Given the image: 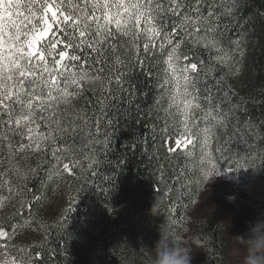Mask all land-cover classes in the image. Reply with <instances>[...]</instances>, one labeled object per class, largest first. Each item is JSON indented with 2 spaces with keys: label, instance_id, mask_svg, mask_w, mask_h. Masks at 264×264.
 <instances>
[{
  "label": "snow or ice",
  "instance_id": "1",
  "mask_svg": "<svg viewBox=\"0 0 264 264\" xmlns=\"http://www.w3.org/2000/svg\"><path fill=\"white\" fill-rule=\"evenodd\" d=\"M238 6V0H0V208L12 203L16 208L13 219L31 217L23 224L0 222V245L14 247L11 241L18 229L36 223L34 209L43 193L35 194L32 178L42 171L47 181L64 172L73 174L69 164L58 167L72 148L83 154L77 165L83 167L87 161L91 171L99 164L98 153L106 154L111 147L119 105L131 104L135 96V90L125 86L128 68L143 70L148 58L158 52L163 54V67L155 75V105L166 99L163 111L179 117V127L174 124L169 133L166 123L163 129L166 137L174 139L169 152L181 151L196 159L199 143L200 164L216 167L211 151L213 129L243 110L229 99L235 93L223 74L225 70L235 74L234 63L238 65L244 57L241 36L230 40V47L223 43V21ZM197 49L209 53V59L202 58ZM217 72L221 74L216 76ZM145 74L153 77L151 70ZM202 75L205 81H213L205 84L204 96L198 87ZM86 84L94 86L95 102L88 101L77 115L66 119L67 107L77 90L84 93ZM202 101L209 105L206 109L201 108ZM244 125L242 139L256 128L251 120ZM16 136L20 137L18 146L13 143ZM27 150L45 155L35 167L22 170L13 161ZM216 150H222V145ZM51 160L57 164L49 167ZM205 171L201 167L202 174ZM35 248L17 251L25 253L30 264H39L44 254L35 251L33 256Z\"/></svg>",
  "mask_w": 264,
  "mask_h": 264
},
{
  "label": "trees",
  "instance_id": "2",
  "mask_svg": "<svg viewBox=\"0 0 264 264\" xmlns=\"http://www.w3.org/2000/svg\"><path fill=\"white\" fill-rule=\"evenodd\" d=\"M238 4L235 14L223 21V43L230 47L229 41L241 36L244 57L238 65L234 63L232 72L235 74H229L228 70L223 74L228 88L235 93L229 99L233 104H240L243 110L233 113L220 129L217 147L222 145V150L217 151L216 147L212 159L215 165L224 164L240 179H254L264 197V139H261L264 136L261 131L264 130V0H238ZM197 52L205 60L209 59V53L203 49ZM131 58L129 54L128 59ZM239 59L237 56V61ZM162 60L163 54L158 52L148 58L143 70L128 68L125 86L133 88L135 96L131 104L119 105V123L110 133L111 147L106 154L98 153V165L91 171L87 170V161L83 167L77 165L76 161L82 160L83 154H77L72 148L61 160L68 162L73 175L64 172L47 181V173L42 171L31 179L35 194L43 193L40 203L55 190L58 179L62 186L71 184L73 201L47 212H40V203L37 204L34 209L36 223L31 224L36 235L14 243L17 249L35 245L33 256L35 251L44 254L39 264H137L130 258H145L146 249H151L159 238L160 227L169 224L184 229L188 225L187 211L204 191L201 167L207 170L209 165L200 164L199 143L195 149L196 159H189L181 151L172 154L167 148L168 137L163 129L167 123L171 133L174 124L179 127V117L172 118L163 111L167 107L166 99L159 106L155 105L158 95L155 75L163 67ZM237 66L238 72L235 71ZM149 70L153 73L151 78L145 74ZM220 74L215 73L216 76ZM206 83L213 81H205L202 75L198 83L201 96L205 95ZM93 87L86 84L83 94L77 90L78 102L66 110V119L77 115L88 101L95 102ZM220 99L224 100L222 94ZM208 106L202 101V109ZM222 106L229 107L227 103ZM247 120L253 121L256 128L252 135L242 139L240 132ZM78 142L83 143L82 140ZM4 155L7 156L6 151ZM44 155L41 152L27 162L15 157L13 164L27 170L35 167ZM51 164L57 162L51 160L48 166ZM41 181L45 183L42 185ZM105 207L113 213L110 215ZM0 209V222L9 220L15 224L18 220L23 224L25 219H31L30 216L13 219L16 208L12 203ZM41 224L43 228L39 227ZM224 230L218 221L197 219L192 222L189 239L200 250L195 264H236L229 256L231 239L225 237Z\"/></svg>",
  "mask_w": 264,
  "mask_h": 264
},
{
  "label": "rangeland",
  "instance_id": "3",
  "mask_svg": "<svg viewBox=\"0 0 264 264\" xmlns=\"http://www.w3.org/2000/svg\"><path fill=\"white\" fill-rule=\"evenodd\" d=\"M78 95V91H77ZM78 102V96L74 98L71 104L67 107V110L76 106ZM63 107V106H62ZM223 125L214 127V135L212 137L211 151H214L217 147L219 139V131ZM20 137L13 138V143L16 146L19 145ZM28 143V141H24ZM166 145L169 148L174 147V139L168 138ZM50 149V145L48 146ZM41 152H33L27 150L18 154L16 157L20 161L27 162L31 157L38 156ZM68 164L66 160L60 161V168L63 169V165ZM216 167L219 168L221 173L214 182L208 185L207 189L203 191L198 201L192 205L187 211V217L190 219L188 225L182 229L186 238L194 248L195 246L189 239V230H191L192 222L197 219H207L221 222L224 226V222L227 221L229 226L225 227L224 235L226 238L231 239L229 236H241L246 237L248 229L251 224L258 220H264V197L261 191L257 188L255 180L252 178L240 179L235 176L231 170L224 164L217 163ZM68 175V172H65ZM73 173V172H72ZM231 198V199H229ZM73 201V195L71 190V184L61 185V179H58L55 190L40 203L39 210L53 211L55 209H61L64 206H68ZM1 211V209H0ZM35 227L25 226L18 230V234L11 241L12 244L19 240H26L35 237ZM199 249V248H198ZM234 249V243L231 239V248L229 250V256L235 260L232 255ZM200 251V250H199ZM199 251L193 253L192 264L196 263L199 257ZM132 262L145 264V258L141 256L138 259L130 258ZM236 261V260H235Z\"/></svg>",
  "mask_w": 264,
  "mask_h": 264
},
{
  "label": "clouds",
  "instance_id": "4",
  "mask_svg": "<svg viewBox=\"0 0 264 264\" xmlns=\"http://www.w3.org/2000/svg\"><path fill=\"white\" fill-rule=\"evenodd\" d=\"M220 175L218 167L208 168L202 177L204 190ZM109 207L105 208L111 215L113 212L109 211ZM222 222L224 228L229 226L227 221ZM229 237L234 243L232 255L236 264H264V220L251 224L246 237ZM146 250L145 264H192L193 253L199 251L190 244L182 229L169 224L159 228V238L151 249ZM0 264H30V261L15 246L0 245Z\"/></svg>",
  "mask_w": 264,
  "mask_h": 264
}]
</instances>
